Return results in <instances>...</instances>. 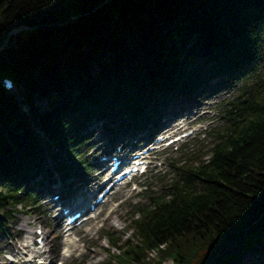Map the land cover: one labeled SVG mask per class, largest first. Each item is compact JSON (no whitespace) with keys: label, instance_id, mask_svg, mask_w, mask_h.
I'll return each instance as SVG.
<instances>
[{"label":"trees","instance_id":"trees-1","mask_svg":"<svg viewBox=\"0 0 264 264\" xmlns=\"http://www.w3.org/2000/svg\"><path fill=\"white\" fill-rule=\"evenodd\" d=\"M20 27L0 51L1 230L36 209L32 180L89 168L95 122L150 124L225 76L238 87L211 156L175 166L129 237L107 231L100 264H209L236 241L215 264H264V0H0V47Z\"/></svg>","mask_w":264,"mask_h":264},{"label":"rangeland","instance_id":"rangeland-1","mask_svg":"<svg viewBox=\"0 0 264 264\" xmlns=\"http://www.w3.org/2000/svg\"><path fill=\"white\" fill-rule=\"evenodd\" d=\"M262 73L264 76V67L262 68ZM237 87L238 84L236 82H225V76L221 78L210 76L205 83L198 87L188 102L173 101L164 112L160 113L159 123L167 124V118L183 113L181 121H185L184 126H195L197 128L192 120L199 118L197 122L202 123L205 127L209 125L217 126V129L220 130L227 124V122L221 121L220 116L223 114L221 110L226 102L236 94ZM190 112H193V114ZM177 126H180V124ZM90 127L97 131L96 136L89 139L88 143L91 146L87 148V154L85 155V158L91 164V171L81 177L80 181H82L79 185L70 184L65 186L66 195H75L74 200L80 197L85 198L84 186L89 182L92 183L98 180L92 183L94 186L93 191L97 190L100 184L99 181L105 176L102 174L104 163H100L102 153L107 149H111L109 145L113 146L118 152L124 142L130 145L132 139L136 138L138 134H142L140 132L146 130L144 135L150 136L155 130L152 124L136 128L131 127L111 137V133L107 134V131L101 128L100 123L98 125L95 123ZM207 136L208 139L206 141L196 143V147L189 149L191 150L189 153H187L186 146L190 148L192 141L177 151L155 152V156L159 159L158 166L147 175L136 179L137 185L135 187L137 186V189H134L132 184L121 188L112 196V200L108 204L99 206L97 210L92 211V216L96 217V220L86 228L84 226L75 227L70 233L64 227H59V217H61V225L66 221L62 209L58 206L53 207L55 203L50 204L46 201L48 191L55 189V186L60 184V181L57 178L53 181L54 179L49 178L46 174L32 180V184L36 182V190L40 194V200L36 202V209L33 208L30 211L20 205L18 207L19 211L15 212L17 222L13 220L10 222L12 224L10 230H0V264H33L28 263V255L35 260L34 251H46L43 255L37 256L36 261L38 264H100L104 262L109 258L110 253L116 251L108 245V240L104 236L106 232L112 229L111 231L122 234L125 239L129 237L130 234L125 233V228L133 212L136 211L137 207H141L142 204H149L151 199H158L169 191L172 180L176 175L174 166H180L186 162L197 165L201 160H207L211 156L212 145L215 141L214 138L212 140L214 142L211 141L210 134H207ZM133 144H135V141ZM145 185L147 190L144 193L140 192L143 190L142 186ZM91 194L92 192H89L87 196ZM37 228L44 229L46 246L43 249L27 248L26 245L32 246L33 237L38 235L36 234ZM254 238L255 235L250 234L248 239ZM58 245L60 246V251H58ZM65 246L76 249V255L68 259L62 258V250ZM237 246L238 241L229 245L212 262L214 263L222 254L228 250L235 249ZM108 249H110V252ZM82 251L83 254L79 257L78 254ZM153 257L158 260L156 254ZM172 262L171 259H166L163 264H172Z\"/></svg>","mask_w":264,"mask_h":264},{"label":"water","instance_id":"water-1","mask_svg":"<svg viewBox=\"0 0 264 264\" xmlns=\"http://www.w3.org/2000/svg\"><path fill=\"white\" fill-rule=\"evenodd\" d=\"M31 29H32V28H30V27H20V28H18V29L13 30V31L8 35L6 41L3 43V45L0 47V51L3 50V49L8 45V43H9V41H10V38H11V36H12L13 34H17V33L22 32V31H29V30H31Z\"/></svg>","mask_w":264,"mask_h":264},{"label":"bare ground","instance_id":"bare-ground-1","mask_svg":"<svg viewBox=\"0 0 264 264\" xmlns=\"http://www.w3.org/2000/svg\"><path fill=\"white\" fill-rule=\"evenodd\" d=\"M175 117H177V116H179V114H177V115H174ZM96 179V178H95ZM60 188V187H59ZM61 189H59V191H60ZM58 224H59V227H61V221H60V217L58 218Z\"/></svg>","mask_w":264,"mask_h":264}]
</instances>
